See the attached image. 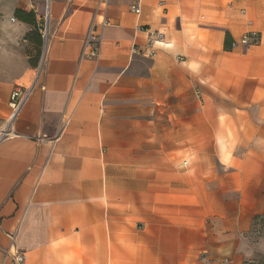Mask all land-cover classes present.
<instances>
[{"label":"crops","instance_id":"crops-1","mask_svg":"<svg viewBox=\"0 0 264 264\" xmlns=\"http://www.w3.org/2000/svg\"><path fill=\"white\" fill-rule=\"evenodd\" d=\"M136 1L0 0V264L13 247L23 264L264 256L245 238L264 215V0ZM17 12L47 35L8 124L34 71Z\"/></svg>","mask_w":264,"mask_h":264},{"label":"built area","instance_id":"built-area-1","mask_svg":"<svg viewBox=\"0 0 264 264\" xmlns=\"http://www.w3.org/2000/svg\"><path fill=\"white\" fill-rule=\"evenodd\" d=\"M130 11L137 16L140 14V0H137L130 6ZM106 24L107 23L105 22L101 23V25H106ZM97 27L98 24L96 23L94 25L93 24L91 25L85 40V47H89L90 51L88 54L83 52V55L86 56L88 55L89 57L98 58L100 52V46H101V42H100L101 39L99 33L97 32ZM41 35L46 37L47 35L46 28L41 29ZM258 42L259 39L255 33H250L248 35L243 36L240 39V43L243 45H254L257 44ZM196 94L200 98L199 91H196ZM24 101H25V97H24L23 87L16 85L9 97L10 115H9L8 124H11L13 120L16 118ZM66 123L67 122H65L64 124L66 125ZM8 135L9 133L7 132V130L4 129L3 131H0V141ZM183 165H186V161L183 162ZM8 254L12 258L14 264H23L25 261L24 253L15 247H13L12 249L10 248Z\"/></svg>","mask_w":264,"mask_h":264},{"label":"rangeland","instance_id":"rangeland-1","mask_svg":"<svg viewBox=\"0 0 264 264\" xmlns=\"http://www.w3.org/2000/svg\"><path fill=\"white\" fill-rule=\"evenodd\" d=\"M45 28L43 25L41 29ZM32 42V41H31ZM46 37L41 35V45L39 47L35 46V44H27L24 50L13 51L12 54H18L20 59L21 56L24 55L26 57L27 62L33 67L34 71L30 72L29 75L22 81L18 82L17 85L22 86L24 88H29L32 84L33 78L40 72L41 64L43 61V53L45 48ZM14 63V61H12ZM6 64V61L3 57L0 56V64ZM247 243L249 246H255L259 241L264 240V216L262 215L259 219L252 222L249 232L245 235ZM264 256L259 254L258 252L251 253V256L248 260L245 261V264H264Z\"/></svg>","mask_w":264,"mask_h":264},{"label":"trees","instance_id":"trees-1","mask_svg":"<svg viewBox=\"0 0 264 264\" xmlns=\"http://www.w3.org/2000/svg\"><path fill=\"white\" fill-rule=\"evenodd\" d=\"M16 15H17V17H19V19L31 24L35 28V30L33 32H31L27 37L32 41L33 44H35V46L39 47L41 45V35L37 31V26L35 25V20H34L33 14L24 13V12H17ZM227 41H228V35H226L225 47H226ZM31 67H35V65L32 64ZM261 216H255L253 218V222L255 220L259 219ZM243 264H245V261L243 262Z\"/></svg>","mask_w":264,"mask_h":264},{"label":"bare ground","instance_id":"bare-ground-1","mask_svg":"<svg viewBox=\"0 0 264 264\" xmlns=\"http://www.w3.org/2000/svg\"><path fill=\"white\" fill-rule=\"evenodd\" d=\"M33 82V81H32ZM22 87V86H21ZM27 94L24 93V97L26 98Z\"/></svg>","mask_w":264,"mask_h":264}]
</instances>
